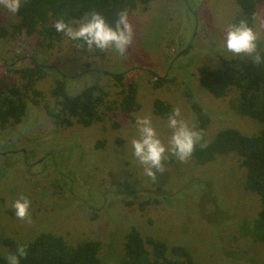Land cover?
Returning <instances> with one entry per match:
<instances>
[{"label":"rangeland","instance_id":"obj_1","mask_svg":"<svg viewBox=\"0 0 264 264\" xmlns=\"http://www.w3.org/2000/svg\"><path fill=\"white\" fill-rule=\"evenodd\" d=\"M239 11L236 0H152L129 12L136 33L124 56L111 49L80 50L65 36L52 48L39 46L35 35L0 39V89L18 86L28 105L22 122L0 126L2 254L9 255L6 238L31 241L47 232L70 245L100 241L103 262L118 264L126 234L135 228L143 237L187 247L200 264H264V244L239 230L262 204L245 189L246 170L237 155L217 156L203 166L170 157L174 162L153 183L131 147L137 116L148 114L167 143L171 132L167 117L154 112L157 99L180 107L182 117L195 123L187 92L210 117L206 141L225 128L248 135L260 131L257 121L237 112V88L216 98L200 82L202 67L219 68L224 58L250 60L224 47V31ZM257 12L264 13V0ZM17 20L0 6L5 26ZM36 64L47 67L45 76L28 87L18 71ZM59 79L74 93L100 86L106 93L101 120L89 127L57 126L44 105L55 107L51 91ZM130 83L137 85L141 105L131 113L120 108ZM20 196L31 202V223L15 215L13 203Z\"/></svg>","mask_w":264,"mask_h":264},{"label":"trees","instance_id":"obj_2","mask_svg":"<svg viewBox=\"0 0 264 264\" xmlns=\"http://www.w3.org/2000/svg\"><path fill=\"white\" fill-rule=\"evenodd\" d=\"M152 0H27L20 12L16 14L17 23L10 27L0 21V39L16 34L37 36L38 44L52 48L60 43L64 35L57 33L53 25L60 18L66 22L78 23L85 13L100 12L109 22H113L116 13L127 9L134 11L138 6L144 8ZM263 0H236L240 11L232 23L240 19H249L253 11ZM80 50L87 46L80 47ZM46 66L36 64L35 67H22L18 73L33 87L37 80L46 73ZM200 82L214 97L222 98L232 88L238 89L235 108L243 116L257 121L260 131L248 135L235 128H225L217 132L211 142L206 141V131L210 123L209 115L197 102L191 92L186 97L196 113L195 124L204 132L208 144L206 149L197 146L193 163L198 166L213 162L217 156L237 155L246 170L244 187L260 197L262 208L252 221L240 225V234L255 242L264 244V64L254 65L251 60L240 58H224L219 68H200ZM118 81L123 79L117 74ZM0 89V126L10 123L18 124L26 116L28 105L24 92L16 85L4 84ZM26 87V88H28ZM37 94H40L37 92ZM56 105L51 108L44 105L46 112L54 119L57 126H72L77 122L89 127L101 120L100 108L105 101L106 93L98 85H88L81 91L70 92L66 81L56 80L51 91ZM141 107L138 101V87L135 83L128 84L125 89L120 108L124 112H135ZM172 106L157 99L154 112L168 117ZM8 253L13 254L19 245H27L28 255L20 259V264H105L100 257L102 244L100 241L88 240L77 245H70L59 235L43 232L31 241H16L6 238L4 241ZM0 264H7V256L0 252ZM118 264H200L190 252L181 245L170 246L164 240L154 236L143 237L132 228L127 232L124 242V257Z\"/></svg>","mask_w":264,"mask_h":264},{"label":"clouds","instance_id":"obj_3","mask_svg":"<svg viewBox=\"0 0 264 264\" xmlns=\"http://www.w3.org/2000/svg\"><path fill=\"white\" fill-rule=\"evenodd\" d=\"M26 2L27 0H0V6L12 14H18ZM53 27L69 40L80 41V47L86 45L89 50L101 52L111 49L119 56L128 53L136 33L127 9L118 11L113 22H109L100 12L92 11L85 13L77 26L60 18ZM223 41L226 50L234 56L249 58L256 66L264 64V13L254 10L251 22L245 18L228 25ZM167 127L171 135L165 143L153 124L151 114L137 116L135 120L137 136L131 140L133 155L153 183L157 182L158 174L163 175L168 171L166 164L174 161L186 163L197 146L202 150L208 147L203 130L195 123L185 120L180 107L173 108L168 115ZM30 206L28 198H17L13 203L16 217L31 223ZM27 255V245H19L15 253L7 256V264H20V259Z\"/></svg>","mask_w":264,"mask_h":264}]
</instances>
